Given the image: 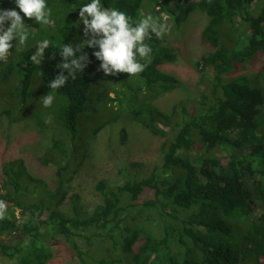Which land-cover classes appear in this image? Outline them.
<instances>
[{"label":"trees","instance_id":"1","mask_svg":"<svg viewBox=\"0 0 264 264\" xmlns=\"http://www.w3.org/2000/svg\"><path fill=\"white\" fill-rule=\"evenodd\" d=\"M89 2L47 0L50 23L39 25L24 18L30 26L27 46L17 50L14 40L8 63L0 62V82L15 79L13 88L0 96L9 95L21 105L33 96L31 70L43 73L45 94L52 93L55 99L51 107L42 106L40 114L50 112L51 121L60 123L65 136L55 137L53 147L66 157L54 191L40 188L42 180L28 172L23 158L0 163V189H10V194L0 192V200L9 206L6 218L0 220V252L10 264H45L51 255L48 231L54 230L66 239L80 264H264V137H257L264 89L247 75H236L257 57L264 58V0H101L105 7H116L136 21L151 14L170 26L169 34L183 29L194 11L204 14L200 38L205 55L200 65L206 72L200 81L201 97L193 105H179V121L174 119V109L164 112L149 102L178 83L163 69L177 60L181 50L166 40L168 33L163 39L153 34L146 41L152 53L143 72L114 76V97L105 88L95 94L85 88L79 72L57 90L48 87L60 72L63 44L86 39L78 13ZM12 8H16L14 0H0V9ZM44 38L51 46L43 62L33 65L30 56ZM97 50L82 49L95 67L100 65L93 55ZM16 56L22 63L17 68ZM107 100L117 108L116 115L125 112L165 140L161 161L150 172L144 173L139 163L132 162L117 170L123 183L111 186L98 181L102 202L88 212L80 206L79 195L66 188L71 167L79 165L72 156L81 137V119L88 113L96 116L91 105ZM95 126L93 136L101 127ZM66 199L70 213L61 209ZM179 210L189 214L175 216ZM141 212L155 214L156 234L133 225ZM170 218H179L181 225L174 226ZM76 238L87 246L95 239H109L108 257L86 252Z\"/></svg>","mask_w":264,"mask_h":264},{"label":"rangeland","instance_id":"2","mask_svg":"<svg viewBox=\"0 0 264 264\" xmlns=\"http://www.w3.org/2000/svg\"><path fill=\"white\" fill-rule=\"evenodd\" d=\"M205 22L204 14L196 10L190 14L183 29L176 34L166 35L169 43L176 49H179V46L181 49L177 60L163 68L174 75L178 83L173 90L157 94L150 98L149 102L164 112H171L174 109L175 121L180 119L178 111L181 103L193 105L201 97L200 81L206 71L202 72L200 65L201 58L205 55L200 31ZM14 63L16 68L19 67L22 64L20 57L16 56ZM94 63L86 61V66L81 72L85 88L88 87L94 94L105 88L108 96L114 97L113 84L116 77L104 74L99 67H95ZM241 74L247 75L251 81L264 89V58L257 57L253 63L236 72V75ZM30 80L33 96L27 100L26 105L17 103L9 95L0 96V163L23 158L28 172L42 180L43 183H39L40 188L54 191L59 180L57 172L65 165L66 157L53 147V139L64 138L65 134L60 123L51 121L52 113L40 114V108L43 106L40 98H43L45 91L48 90L36 69L31 70ZM128 82L129 85H134L133 79ZM14 84V78L3 80L0 82V92L10 91ZM123 90L127 89L123 86ZM107 102L100 104L96 101L91 105L96 116L88 113L81 119L79 126L81 137L75 142L76 147L73 149L72 156L75 157L73 162L79 161V165L71 167L70 181L66 188L68 192L79 195L80 206L88 212L93 211L102 202V196L96 189L98 181L104 180L111 186L123 183L124 179L117 170L120 166L132 162L139 163L144 173L150 172L151 168L161 161V143L165 140L160 134H154L133 121L125 112L116 115L117 108L112 107L110 101L107 100ZM102 106L105 110L101 109ZM260 108V114H258L262 123L257 137L263 138L264 105ZM101 111H103V118L100 116ZM97 117L99 120L94 122ZM97 123L101 127L93 136L91 132L93 126L98 125ZM66 141L70 145V141ZM199 143L202 144L201 141ZM217 154L223 155L220 152ZM45 159L49 162L42 164ZM0 192L10 194V189H0ZM8 207L7 204V209ZM61 209L70 213L71 204L67 199ZM179 211L175 216L180 218L189 214V211ZM156 218L153 213L141 212L136 217L140 224L135 221L133 225H139L143 230L156 234L159 224ZM167 220L174 226L181 225L179 218ZM48 236L51 239V255L45 264H80L69 243L61 234L49 230ZM76 241L81 249L91 252L90 254L95 257L109 255V239L107 238L95 239L91 246H87L81 238H76ZM0 264H10L9 259L1 252Z\"/></svg>","mask_w":264,"mask_h":264},{"label":"clouds","instance_id":"3","mask_svg":"<svg viewBox=\"0 0 264 264\" xmlns=\"http://www.w3.org/2000/svg\"><path fill=\"white\" fill-rule=\"evenodd\" d=\"M14 3L16 8L0 9V62H7L14 40L18 50L27 46L30 26L25 24L24 18L34 20L39 25L50 23L52 10L47 0H14ZM78 15L86 39H83V43H64L60 48V72L48 82V87L52 90L65 86L70 77L75 79L76 74L83 71L88 59L87 54L82 51L85 46L98 47L93 55L100 61L99 69L104 74L139 75L151 62L152 48L146 41L150 40L153 34L157 39H163L170 27L151 14L138 21L133 20L126 12L116 7H105L101 0L85 3L79 7ZM6 22H9L7 27ZM36 45L30 62L40 65L46 50L51 46V41L44 38ZM65 71L67 75L64 74ZM54 99V94L47 93L43 95L42 105L45 108L51 107ZM6 212L7 204L0 200V220L6 218ZM17 216L19 217V212Z\"/></svg>","mask_w":264,"mask_h":264}]
</instances>
